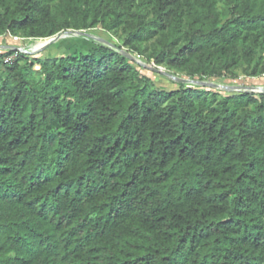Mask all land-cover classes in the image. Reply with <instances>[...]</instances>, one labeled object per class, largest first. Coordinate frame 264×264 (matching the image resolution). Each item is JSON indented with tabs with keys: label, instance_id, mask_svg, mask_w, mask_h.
Listing matches in <instances>:
<instances>
[{
	"label": "trees",
	"instance_id": "1",
	"mask_svg": "<svg viewBox=\"0 0 264 264\" xmlns=\"http://www.w3.org/2000/svg\"><path fill=\"white\" fill-rule=\"evenodd\" d=\"M99 26L192 79L264 76V0H0V36ZM89 39L38 80L0 51V264H264V92L160 88Z\"/></svg>",
	"mask_w": 264,
	"mask_h": 264
},
{
	"label": "rangeland",
	"instance_id": "2",
	"mask_svg": "<svg viewBox=\"0 0 264 264\" xmlns=\"http://www.w3.org/2000/svg\"><path fill=\"white\" fill-rule=\"evenodd\" d=\"M219 7L225 15H227L229 13L228 7L226 6V4L220 3ZM87 32L92 33L93 35H97L99 37H103V38L107 39L108 41L112 42L115 46L121 45V46H123V49H125V50L130 49V53L132 55H134V57L136 59H138L139 61L147 63L145 61L144 57L141 56L139 58L138 54L135 51H133L129 46L124 44V38H123L124 36H123V33L121 31H119L118 33L117 32H108L104 28L99 26V27L93 28ZM36 41H37V38H29V37L22 36L21 34L20 35H11L10 33H6L4 35H1L0 36V46H3L4 49H0V51H2V52L6 51V50H12L13 51L10 55L5 57L7 59H10L11 62H8L5 64L10 65L13 61H15L18 58V55L16 52L20 51L19 49H28V50L33 49L32 47L36 43ZM13 46L17 47L18 50L12 49L11 47H13ZM94 46H95L94 41H92L86 37L71 35V36L61 38L59 41L49 45L48 47H46L45 49H43L41 51H38L35 53H26V54H29L31 56V58L29 59V62L31 64L29 65V68H28L29 69L28 70V76L33 80H38L40 78L41 66L38 63L39 62L38 58L44 59V58H49V57H53V56L73 54V53L80 52V51H88ZM21 52H23V51H21ZM23 53H25V52H23ZM151 65H154V64H151ZM156 67L160 68L163 71L169 72L173 75L180 76V77H186V76H184V74L178 73L176 71L168 70L164 66H156ZM144 72L149 77H151L152 83L155 84L156 86L160 87V88H167V89L178 88V84H177L178 82L174 81L173 79H171L170 77L166 76L165 74H163L161 72H156V71H152L149 69H145ZM0 73L2 75L6 76V74L3 73V67H0ZM186 78H190V77H186ZM190 79H192V78H190ZM204 80L205 81H213V82L219 83L221 85H229V86L243 85V86H256L257 87V86L264 85V76L259 77V78L247 77L242 66L235 70L233 76L228 75L226 77L211 78V79L205 78ZM187 84L196 85V84H191V83H187ZM198 86H201V85H198ZM217 90L218 91H227L226 89H222V88L217 89ZM236 92H238V91H236Z\"/></svg>",
	"mask_w": 264,
	"mask_h": 264
},
{
	"label": "water",
	"instance_id": "3",
	"mask_svg": "<svg viewBox=\"0 0 264 264\" xmlns=\"http://www.w3.org/2000/svg\"><path fill=\"white\" fill-rule=\"evenodd\" d=\"M71 35L82 36V37H86L88 39L92 38L98 42L103 43L104 45L110 46L111 48L115 49L116 51H119L121 54H123L128 59L136 61V62L140 63L142 66H144L145 68H148L152 71L161 72V73L165 74L166 76L170 77L171 79H173L174 81H176L178 83H191V84H196V85H201V86H206V87H212L214 89L222 88V89H226L227 91H250V92H258V93L264 92L263 86H257V87L256 86H243V85L229 86V85H221V84L213 82V81L190 79V78H186V77H180V76L173 75L169 72L161 70L160 68L156 67V65H151V64H147L145 62L139 61L138 59H136L134 57V55L129 53L127 50H125V49L119 50L118 48L115 47V45L112 42L108 41L107 39H105L103 37H99L97 35H93L92 33H89L87 31H83V30L69 29L66 31H62V32L56 34L55 36L49 37V38H51L50 41L39 49H36V50L19 49V50L23 51L25 53H35V52H38V51L45 49L46 47H48L49 45H51L53 43L59 41L61 38L71 36ZM11 48L14 50H18V48L14 47V46ZM0 49H4V47L0 46Z\"/></svg>",
	"mask_w": 264,
	"mask_h": 264
},
{
	"label": "bare ground",
	"instance_id": "4",
	"mask_svg": "<svg viewBox=\"0 0 264 264\" xmlns=\"http://www.w3.org/2000/svg\"><path fill=\"white\" fill-rule=\"evenodd\" d=\"M51 38H38L36 43L33 45V50L39 49L50 41Z\"/></svg>",
	"mask_w": 264,
	"mask_h": 264
},
{
	"label": "built area",
	"instance_id": "5",
	"mask_svg": "<svg viewBox=\"0 0 264 264\" xmlns=\"http://www.w3.org/2000/svg\"><path fill=\"white\" fill-rule=\"evenodd\" d=\"M139 58H140V56H139ZM8 62H11V60L10 59H7V58H5V63H8ZM264 87V86H263Z\"/></svg>",
	"mask_w": 264,
	"mask_h": 264
}]
</instances>
